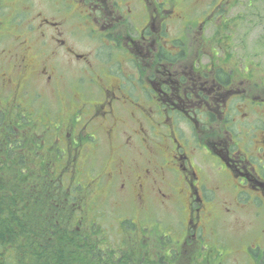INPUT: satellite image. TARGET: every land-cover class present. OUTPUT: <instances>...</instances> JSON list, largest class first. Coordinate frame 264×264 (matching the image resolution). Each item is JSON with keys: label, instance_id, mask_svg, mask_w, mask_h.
I'll return each mask as SVG.
<instances>
[{"label": "rangeland", "instance_id": "374dc122", "mask_svg": "<svg viewBox=\"0 0 264 264\" xmlns=\"http://www.w3.org/2000/svg\"><path fill=\"white\" fill-rule=\"evenodd\" d=\"M112 3L116 11L120 9L126 15L125 22L121 26L108 20L102 27L96 22L101 14L94 6L102 4L108 8L109 16H114ZM191 9L195 13L189 15ZM151 11L159 14L155 26L169 18L161 35L156 34L160 37L161 52L185 56H173L171 70L185 75L191 65L199 71L223 67L228 78L233 79L227 90L237 93L234 87L242 86V94H235L239 97L227 105L230 108L226 120L231 119L228 129L235 136L239 121L246 118L247 122V117L254 116L246 110L239 113L241 105L249 94L261 95L257 87L264 89V0H0V136L9 132L6 123L11 122L10 125H21L20 130L14 129L13 137H20L22 128H26V137L40 141L37 144L26 138L11 156L15 162L24 151L30 154L33 147L46 153L45 158L59 156L57 167L48 159L43 163L42 157L28 155L23 172L28 181L38 183L37 188L39 183L42 190L56 188L60 211L68 209L69 221L79 231L92 234L90 242L95 240V245L79 244L86 258L83 264H128L133 257L137 264H142L141 261H147L146 256H155L162 249L170 250L166 254L168 259L179 252L174 261L181 264H221L220 258L222 264H262L256 261L251 248H264V207L246 202L255 192H239L227 181L217 186L218 179L225 176L235 183L234 177L225 171L211 144L200 137L203 132L199 127L182 113H158L159 120H154V80L150 78L149 62L137 50H125L130 39L138 42L146 23L143 18ZM175 15L187 19L174 21L170 17ZM151 48L155 51L154 46ZM213 74L210 71V81ZM186 76L189 78L190 74ZM192 85L200 94V81L194 78ZM111 86L116 87L114 94L105 93L104 89ZM190 91L187 89V94ZM211 92H217V88L211 87L208 96ZM189 98L198 101L195 92ZM108 100L114 102L112 137L100 129L102 122L96 120L102 116L95 109ZM200 116L198 121H205L208 137L214 139L219 135L226 142L230 140L226 121L223 123L216 115L211 118L207 112ZM166 118L182 129V143L185 137L189 139L186 150H190L185 158L194 152L191 162L196 173L209 179L205 194L211 223L207 222L206 213H195L196 207L189 205L186 191H178L181 198L170 202V198L168 201L160 196L153 179L140 199L141 169L151 158L146 145L167 142L159 138L160 127L156 129L157 136L153 127ZM162 127L166 133V127ZM250 138L244 132V137L234 140L242 143L241 150L249 152L244 147L250 145ZM179 152L177 148L175 153ZM180 162L183 163L181 153L174 163ZM116 164L123 169L119 177L111 175ZM54 168L57 181L50 177ZM171 171L180 188L192 178L180 167ZM179 174L184 181L179 180ZM73 184L77 187L72 192ZM195 203L201 205L200 201ZM78 205L84 207L81 213L75 212ZM64 206L67 207L63 209ZM90 220L95 221L89 224ZM200 223L201 227H197Z\"/></svg>", "mask_w": 264, "mask_h": 264}, {"label": "flooded vegetation", "instance_id": "af4514ba", "mask_svg": "<svg viewBox=\"0 0 264 264\" xmlns=\"http://www.w3.org/2000/svg\"><path fill=\"white\" fill-rule=\"evenodd\" d=\"M94 9L100 11L101 15L96 18V22L100 23L101 26L108 20H113L112 23H114L115 25L123 26L126 15L122 13L120 9L116 11L117 8L115 7L114 3L111 4V12L114 16L115 13L117 14V16L115 17L109 16V12H107L108 8L102 7V4L95 5ZM193 9L188 12L189 15L195 13V9ZM172 12L173 10H171V13ZM158 18L159 14L153 11H151L146 19L143 18V22L146 20V23L144 24L142 30L140 29L141 31H143V33H139L142 35H140V38L137 39L138 42H135V38L130 39V42H127L126 44L128 48L125 49L128 52L137 50L141 53V55L144 56V59L149 62L148 70H151L149 72L152 75V77L150 76V78L154 80V98L156 105V117L154 118V120H159V117H157L158 113L160 115L167 112H171L172 114L176 113L179 115H181L180 113H182L186 120L192 122V124L196 127H199V130L203 132V135L200 137H205L206 142H204L207 144H211V147H213V151L218 155V159L225 165V171L230 172L232 178L234 177L235 183L228 181V176H225L224 178L218 179L217 186L221 185V182L225 183V181H227L228 183H230V187H236L237 189H239V192H255L253 196H249L246 198V202L253 206H256L255 204H257V207H264V190H262L264 189V89L257 87L259 88L258 93L262 92L261 95L257 94L256 96H254L253 94H249L246 99V103L244 105H241V109L238 110L239 113H242V110H246L247 113L249 111L251 113L253 112L254 116L253 118L247 117V122L246 118L240 120V128L234 136V134L230 131L231 128L228 129V126H230L228 123L231 119H229L228 121L226 120V115H228L227 108H230L227 105L229 101L234 99V97H239L234 96L235 94H242V86L234 87V91H237L238 89L237 93H233L230 90H227L230 89L229 82L230 80L233 81V79L228 78L229 73L223 67L215 68L213 66L216 70H214V74L212 75L213 77L211 76V81L209 80V71H199L195 65H191L190 72L185 71V75H181L178 71L171 70L170 63L175 61L173 59V56L177 58H182L185 56L180 53L175 54L165 50H162L161 52V47L158 48V45H160L161 43L160 37H156V34L161 35L160 33L164 31L165 25L168 24L169 21V18L166 17L164 21L161 20L155 26ZM170 18L174 21L180 22H183L187 19V17L184 18V16L179 17L176 15L175 17L171 16ZM84 22L87 23L88 21ZM107 30L108 28H106V31ZM140 30L138 31L140 32ZM148 30L150 31V33L147 32ZM119 31L120 33H122L124 30ZM153 46L155 47V51L151 48ZM135 55L137 56L138 54ZM189 58L187 60H189ZM187 73L190 74L189 78L188 76H186ZM214 75L216 76L214 77ZM143 76H145V74H143ZM172 76L174 78H172ZM179 76L180 78H178ZM218 77H224V79L221 80ZM194 78H197L202 86V88H199L200 94L197 92V89L195 87L193 88L192 83L194 81ZM211 82L213 86L217 88V92H211V95L208 96L207 92L210 91ZM187 89H190L192 91L187 94ZM115 90L116 87L111 86L107 90L104 89V92L108 94H114ZM192 92L196 93L198 101L194 102L189 98L192 96ZM223 92L227 93L228 95L225 96L224 94H221ZM204 97L205 99H203ZM166 100H168L169 102ZM177 101L180 102V105L177 103ZM113 105L114 102L108 100L99 103L98 107L95 109L96 112L100 113V116H102V119L99 117L96 119L102 122V125H100V129H103L106 132V135L109 137H112L114 133V127H111L110 125V122L114 120L115 116V113L113 112V110H111V107ZM137 109L138 108L136 107L135 111ZM179 110L182 112H179ZM109 111L110 116L108 118L107 113ZM206 112L211 118H213V115H216V117H218L223 123H225L226 121V131L229 135H232L229 141H224L223 137H219V135L218 137H214V139L208 137L207 130H204L205 121L202 118L201 123L198 121V118L201 117L200 115H203L204 113L206 114ZM141 123L142 122L139 121L138 124L140 125ZM176 123L177 122L171 121L170 119L166 118L163 123L158 121V123H155L153 126L155 130L160 127L161 132L159 138H163V140L166 139L167 142L162 143V141H158L156 145H146V151L150 153L151 158L148 160L145 167L141 169L140 177L142 178V180L139 185L140 188H142V193L140 199L142 200V196L144 197L145 195L149 180L153 179L157 184L155 188L160 191V196H162L163 198H167L168 201L170 198V202H177V198H181V195L178 193V191H186V195H188L187 201L189 205L196 207L195 213H200L202 211L206 213L205 217H207L208 215L210 217V215L212 214L210 209L209 213H207L208 208L206 206V201L208 200V196L207 194H205L207 192L206 185L209 182V179L202 175L200 172L196 173L197 169L191 162L194 152H191V157H189L188 154V158H185L187 152L190 150V148L187 149L188 151L186 150L189 144V139L185 137L184 143H182L180 139V137H183V134L181 135L180 133L182 129L178 127ZM162 126L166 127V133H163L164 131L162 129ZM169 127H171L172 129L170 130ZM176 130L179 133H176ZM244 132H246V134L249 133V135L251 136V142H249L250 145L247 144L244 147L249 152H244L243 150H241L240 147L242 146V143L237 141L235 142L234 140V137H244ZM157 134L158 133L156 130L155 135L157 136ZM115 135L117 134L115 133ZM145 135H147V133ZM207 137L209 138V140H206ZM253 137H255V139ZM254 146H256V148H254ZM211 147H209L208 149L210 153H212ZM235 147H238L239 150H237ZM177 148L180 150L179 153H181L183 157V163L180 162L179 165H176L174 163V161L179 156V153H175V150ZM167 158L169 159V161L167 160ZM248 161H250V163ZM188 165L189 167H187ZM178 167H180L182 170H185L187 174L190 175V178H193V180L191 178V180L186 183L185 187L182 188L178 187L175 183L177 177L175 175H172L173 171H171L178 170ZM122 171L123 169L118 164H116V166H114V172L111 175H116L117 177H119ZM223 173L226 174V172ZM178 178L179 180L184 181L181 174H179ZM217 186H214V191L218 189L216 188ZM195 195H197V199L194 198ZM197 201H200L201 205H197L195 203ZM207 222L211 223V221H209L208 219ZM203 223L204 222H202V224ZM197 227H201V223L200 225H197ZM252 249V253L256 254V261L264 264V248H258V246H255L254 248H251V250Z\"/></svg>", "mask_w": 264, "mask_h": 264}, {"label": "trees", "instance_id": "16d2710c", "mask_svg": "<svg viewBox=\"0 0 264 264\" xmlns=\"http://www.w3.org/2000/svg\"><path fill=\"white\" fill-rule=\"evenodd\" d=\"M1 120L2 117L0 122ZM6 124H9V132L6 131L0 136V264H83L86 258L79 244L86 243L91 247L95 245V240L90 242L92 234L79 231L78 227L69 221L71 212L68 214V209L60 211L61 206H57L59 203H56L58 201L56 198L59 196L56 188L49 187L48 190H42L40 183L37 188L38 183L34 180L28 181L27 174L23 172L27 167L28 155L34 158L42 157L43 163L48 159L57 167L59 161L57 162L56 158L59 156L45 158L46 153H39L33 147L30 154L24 151L15 162L11 156L17 148L26 138L32 140L34 137H26L28 132L26 128H22L20 137H13L14 129L20 130L21 125H10L11 122ZM37 138L44 140L46 137ZM34 143L39 144L40 141ZM50 177L58 180L55 168L51 171ZM74 185L72 192L77 187ZM73 197L71 194L72 199ZM32 205H34L33 212L30 211ZM65 207L67 206L63 209ZM83 209V206L78 205L75 212L81 213ZM208 220L212 221V215ZM94 221L90 220L88 223L93 224ZM168 251L170 250H159L155 259L154 255L146 256L147 261L141 263L181 264L179 260L174 261L179 252L174 250L175 257L168 259L166 256ZM133 258L131 261L128 260V264H137V260ZM220 262L223 263L222 258ZM89 264L94 263L89 261ZM101 264L111 263L102 261Z\"/></svg>", "mask_w": 264, "mask_h": 264}]
</instances>
